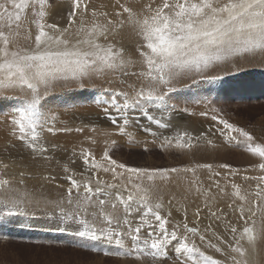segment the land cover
<instances>
[{
    "label": "snow or ice",
    "instance_id": "6c2138e0",
    "mask_svg": "<svg viewBox=\"0 0 264 264\" xmlns=\"http://www.w3.org/2000/svg\"><path fill=\"white\" fill-rule=\"evenodd\" d=\"M126 36L134 47H125ZM257 56L264 57V0H0V217L22 216L26 207L43 205L77 225L79 237L96 242L89 251L133 264H261L257 243L264 240V131L257 135L217 108L199 113L213 122L207 132L172 131L176 108L170 103L179 80L202 76L233 57ZM58 86L96 89L95 106L110 127L86 126L94 134L85 138L89 144L95 146L96 137H103L99 154L83 146L85 141L79 148L73 144L69 159L71 164L79 159L82 171L66 163L63 176L40 178L67 182L57 183L63 191L50 198L43 184L30 183L35 177L17 158L23 161L27 152L32 161L50 162L55 159L50 151L58 145L50 146L49 137L84 132V127L57 126L59 116L52 114L48 97ZM130 129L151 139H139ZM209 133L256 161L244 171L258 174L242 177L256 181L254 189L244 191L230 181L240 170L226 164L218 165L228 169L222 175L210 163L129 166L112 154L117 137L145 153L215 149ZM201 170L208 172L207 187ZM172 184L184 187L185 199L192 194L203 198L193 212L194 226L186 205L182 221L170 220L163 189ZM205 210L209 223L201 229ZM220 225L227 240L216 230Z\"/></svg>",
    "mask_w": 264,
    "mask_h": 264
},
{
    "label": "rangeland",
    "instance_id": "374dc122",
    "mask_svg": "<svg viewBox=\"0 0 264 264\" xmlns=\"http://www.w3.org/2000/svg\"><path fill=\"white\" fill-rule=\"evenodd\" d=\"M132 40H135V37ZM124 45L125 47H134L127 36ZM99 83L97 82V84ZM112 87L121 86L114 84ZM96 95L97 90L92 86L84 89L76 86L56 87L48 97V107L52 114L59 116L57 126L84 127V132L73 131L71 133H59L56 137H49L50 146L53 143L58 145L55 152L50 151V155L55 156V159L50 162L32 161L27 152L23 153V161L17 158L18 163L28 165L27 170L35 177L30 183L37 186L43 184V191L50 198H55L63 191L62 188L57 187V183L66 185L67 182L58 179L56 182L50 183L40 179L42 176L48 174L57 178L63 176L62 165L66 163L75 170L82 171V162L79 159L75 164L70 162L73 144L79 148V142L85 141L83 146L93 147L97 154L104 147L103 137H96L98 143L95 146L85 140L86 137L93 136V133L89 132L86 126L95 122L99 123L101 127H110L108 122L104 120L100 109L95 106L94 98ZM171 97L170 103L176 108V113H173L171 120L173 121V131L176 129L188 131L194 136L201 132H207L209 125L213 122L200 116L199 113L208 111L210 108H217L231 122L260 135L264 131V57H233L214 66L202 76L183 78L176 83V91L171 93ZM4 103H14V101H5ZM181 109L188 111H181ZM189 113L195 115H189ZM141 123L146 122L142 119ZM130 130L134 131L135 129ZM3 131V125L0 124V133ZM135 131L138 132L137 129ZM138 133L139 139L146 138L143 136H146V133ZM140 135L143 138H140ZM209 138L214 139L218 145L217 148L208 149L205 146L195 148L190 153L170 155L159 151V149L145 153L142 148L130 147L126 138L117 137L118 143L113 148L112 154L114 158L129 166L160 168L210 163L213 170L221 172L222 175H227L228 169H221L218 165L226 164L230 168L240 170L236 176H229L230 181L240 184L244 191L254 189L256 181H244L242 177L258 174L255 171H244L251 168L256 161L245 151L224 143L219 134L213 137L209 133ZM2 145L3 139L0 138V147ZM13 156H17L15 150H13ZM57 159L60 163H57ZM199 176L205 187L211 184L207 170H201ZM216 179H220V177H216ZM223 183L224 181L221 180V184ZM163 195L166 211L170 207L172 212L171 217L174 221L172 223L184 219L182 206L186 205L188 222L190 226H194L193 212L198 205H202L203 198L192 194L185 199L184 187H178L175 184L164 188ZM172 196L175 199L169 206L168 200ZM220 206L228 214V218L235 222L236 217L226 207V204L221 202ZM177 208H180V211H177ZM25 210L27 214L22 216L11 219L0 217V264H133L132 261H125L121 258L106 257L102 251L100 253L89 251L96 245V242L79 237L74 231V228L78 227L77 225L60 219L57 214L51 213L43 205H33L26 207ZM205 215L206 210L201 214V229L209 223ZM169 227L171 228V224ZM45 228H57L58 230L48 231ZM216 230L222 235L223 225H220ZM257 248L261 264H264V240L258 241ZM167 263L172 264L170 260Z\"/></svg>",
    "mask_w": 264,
    "mask_h": 264
},
{
    "label": "bare ground",
    "instance_id": "6f19581e",
    "mask_svg": "<svg viewBox=\"0 0 264 264\" xmlns=\"http://www.w3.org/2000/svg\"><path fill=\"white\" fill-rule=\"evenodd\" d=\"M261 103V102H260ZM178 105V104H177ZM175 107V106H174ZM178 108H181V107H179L178 106ZM183 108V107H182ZM176 113V112H175ZM173 115V114H172ZM176 118V117H175ZM173 119H174V117H173ZM143 122V121H142ZM146 122V121H145ZM171 122H173V121H171ZM136 130V129H135ZM134 130V131H135ZM154 130H157V129H155L154 128ZM132 131V130H131ZM159 131V130H158ZM173 131V130H172ZM88 132V131H87ZM90 132V131H89ZM137 134H139L138 132H137ZM140 134H142V133H140ZM168 134V133H167ZM170 134V133H169ZM94 135V134H93ZM144 137H146L147 138V134H146V136L145 135H143ZM140 138H143V137H141V135L139 136ZM150 138V137H149ZM148 138V139H149ZM143 139H145V138H143ZM142 139V140H143ZM251 159V158H250ZM38 161V160H37ZM53 169H55V168H53ZM171 220H172V222H174L173 221V218L171 217ZM45 229H47L48 231H53V230H58L57 228H45ZM44 229V230H45ZM46 231V230H45ZM61 231V230H60ZM222 236H224V238L227 240L229 237H228V233L227 232H225V229H224V226H223V231H222ZM209 254H212V255H214L216 258H220V259H223V257H221V256H219V254H216L213 250H211L210 252H209ZM165 264H168L167 263V261H165L164 262Z\"/></svg>",
    "mask_w": 264,
    "mask_h": 264
}]
</instances>
